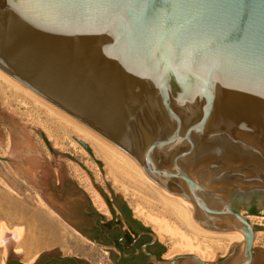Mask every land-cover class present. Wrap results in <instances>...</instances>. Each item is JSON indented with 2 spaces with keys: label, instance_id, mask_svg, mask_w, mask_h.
I'll list each match as a JSON object with an SVG mask.
<instances>
[{
  "label": "water",
  "instance_id": "obj_1",
  "mask_svg": "<svg viewBox=\"0 0 264 264\" xmlns=\"http://www.w3.org/2000/svg\"><path fill=\"white\" fill-rule=\"evenodd\" d=\"M0 70L144 169L190 224L239 236L212 262L165 259L140 223L163 248L144 250L152 264L253 263L242 213H264V0H0ZM0 159L91 238L100 213L2 109Z\"/></svg>",
  "mask_w": 264,
  "mask_h": 264
},
{
  "label": "rangeland",
  "instance_id": "obj_2",
  "mask_svg": "<svg viewBox=\"0 0 264 264\" xmlns=\"http://www.w3.org/2000/svg\"><path fill=\"white\" fill-rule=\"evenodd\" d=\"M23 93L0 79V109L30 127L46 159L79 187L103 220L111 221V204L123 199L134 219L155 231L165 247V259L184 254H175L174 247L185 235L193 240L198 236L199 242L205 240L203 243L216 253L212 261L225 256L230 247L227 240L223 239L222 245L217 243L219 237L199 236L168 210L167 199L150 180L129 177L98 157L89 143ZM242 214L257 231L252 264H264V213ZM68 258L83 264H117L120 259L117 248L94 241L56 214L0 159V264H44L52 260L56 264Z\"/></svg>",
  "mask_w": 264,
  "mask_h": 264
},
{
  "label": "bare ground",
  "instance_id": "obj_3",
  "mask_svg": "<svg viewBox=\"0 0 264 264\" xmlns=\"http://www.w3.org/2000/svg\"><path fill=\"white\" fill-rule=\"evenodd\" d=\"M0 79H2L4 82H7V84H9L10 86L15 87L17 90H19V92L20 91H21V93L24 92L25 95H28L30 98H32V100H34L38 106H40L44 110H46L47 113L51 117L57 119L60 123H62L72 134L77 135L80 139L89 143L90 146L93 148L95 154L98 157H100L104 161L112 164V166H116L117 168L123 170L127 175H129V177L130 176L131 177L140 176L141 178H143V180L144 179H147V181L150 180V182H152V184L156 187L155 189H157L167 199L168 205H169L168 210H170L177 217V219H179L181 222H183V224L187 225L190 229H192L194 232L199 234V236L204 235V236H207V238L210 236L211 237H213V236L219 237L221 240H218L217 243L218 244L220 243L222 245L225 242V241L223 242L222 240L225 239V240H227L228 246H231L232 242L239 240L238 234L236 232H233V231H228V232L210 231V230L202 229V228H199L195 225L190 224V222L188 221L186 216L183 214L181 209L167 196V194L163 190L162 186H160L155 181L151 180V178L148 177V175H146L144 169H142L141 167H139L138 165H136L135 163H133L132 161H130L129 159L124 157L123 155H121L114 148H112L105 141H103L96 134H94L91 130L87 129L86 127L79 124L75 120L71 119L67 115L63 114L59 110L55 109L51 105L47 104L44 100H42L40 97H38L32 91L28 90L27 88L22 86L20 83H18L14 79H12L10 76H8L6 73H4L2 70H0ZM141 178H140V180H142ZM135 179H136V177H135ZM165 232L167 233L166 230H165ZM171 234H172V232H171ZM183 237H184V238H182L183 241H181V243H178L174 247V253L175 254L176 253H184V254L185 253H194L197 256H199L202 260H205V261H212L213 259H215L216 253H215L214 249L210 245L203 243L205 240L203 242H199L197 239L198 236L196 237L195 240L188 237L187 235H185Z\"/></svg>",
  "mask_w": 264,
  "mask_h": 264
},
{
  "label": "flooded vegetation",
  "instance_id": "obj_4",
  "mask_svg": "<svg viewBox=\"0 0 264 264\" xmlns=\"http://www.w3.org/2000/svg\"><path fill=\"white\" fill-rule=\"evenodd\" d=\"M235 204V202H234ZM236 206V204H235ZM237 207V206H236ZM238 208V207H237ZM123 220L117 218L116 221L93 220L92 231H89L90 237L105 245L113 246L120 249L122 256L117 261V264H152L150 255L147 252L162 257L163 248L156 240L149 229L143 227L129 213L128 209L122 205ZM253 213H258L255 205L251 207ZM92 215L89 216L91 218ZM127 224L128 229L123 223ZM52 261H47L44 264H52ZM56 264H83L81 261L74 260H59Z\"/></svg>",
  "mask_w": 264,
  "mask_h": 264
},
{
  "label": "trees",
  "instance_id": "obj_5",
  "mask_svg": "<svg viewBox=\"0 0 264 264\" xmlns=\"http://www.w3.org/2000/svg\"><path fill=\"white\" fill-rule=\"evenodd\" d=\"M146 228V227H145ZM65 260H74L73 258H68V259H65Z\"/></svg>",
  "mask_w": 264,
  "mask_h": 264
}]
</instances>
